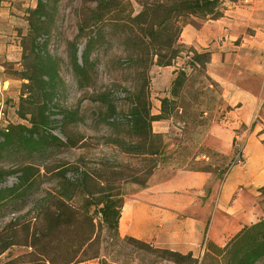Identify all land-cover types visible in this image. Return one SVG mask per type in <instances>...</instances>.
I'll return each mask as SVG.
<instances>
[{"label":"trees","instance_id":"1","mask_svg":"<svg viewBox=\"0 0 264 264\" xmlns=\"http://www.w3.org/2000/svg\"><path fill=\"white\" fill-rule=\"evenodd\" d=\"M59 0H36L27 12V33L22 42V82L16 115L22 122L0 127V217L8 211L18 213L28 203L33 227L18 236L10 222L0 230V256L12 247L26 252L4 264H79L100 258L98 229L118 236L125 184L143 189L149 176L168 165L170 157L162 135L154 133L152 122L177 114L188 81V70L205 73L209 52H197L180 42L186 18L215 20L222 16L225 2L236 0H136L140 10L130 9L127 21H118L130 0H95L78 23L77 34L67 44L68 64L79 89L93 88L98 51L107 41L106 26L116 23L114 33L128 51V60L137 65L145 79L150 65L175 66L184 54L188 61L176 66L169 84V96L160 98L159 113L150 112L148 88L128 92L126 106L119 110L112 90L105 88L91 98L100 106L98 123L109 132L104 144L113 146L125 156H134L146 164L130 167L118 163L92 171L81 163L63 160L57 166L49 161L63 153L83 148L87 138L75 128L82 121L79 109L61 104L66 86L59 73L60 60L48 52L54 35ZM119 25V26H118ZM55 36V35H54ZM81 46V49L79 48ZM145 81V80H144ZM146 85V84H145ZM144 85V86H145ZM235 153V151H234ZM15 183L7 185V178ZM54 186L40 191L42 182ZM264 194V186L259 189ZM148 254L175 264H195L192 254H181L131 236L120 239ZM206 249L222 259L223 264H264V217L244 225L222 246L208 242Z\"/></svg>","mask_w":264,"mask_h":264},{"label":"rangeland","instance_id":"2","mask_svg":"<svg viewBox=\"0 0 264 264\" xmlns=\"http://www.w3.org/2000/svg\"><path fill=\"white\" fill-rule=\"evenodd\" d=\"M94 1L59 0L56 7L55 36L51 37L47 50L60 60L59 73L66 86L61 104L79 109L82 121L75 129L87 138V144L83 148L69 150L54 157L49 161V166H57L61 160L75 162L78 158H81V163L92 171L116 166L120 162L130 167H137V164L143 166L146 163L140 158L125 156L117 148L103 143V138L108 136L109 132L98 123L101 109L99 103L91 98L108 88L113 92L118 109L123 110L127 105V93L143 86L149 91L150 112L156 115L159 113L160 98L169 96L168 76L159 71L161 67L150 65L146 78H140L136 63L128 60V51L120 42L121 33L116 32L121 36L114 33L116 23H109L106 26L107 41L98 51L95 85L93 88L77 87L68 64L67 44L77 34L81 18L94 7ZM130 4L131 6H126L119 13L117 18L121 23L118 24L127 21L130 9L132 15L140 10L136 0H130ZM35 5L36 0H0V89L5 90L0 95L1 128L9 123L22 122L15 113L18 102V95L15 92L19 91L22 82H25L19 79L23 64L22 42L27 33V12ZM184 20L196 26L200 21L196 18ZM79 48L81 49V46ZM186 61L188 57L184 54L176 60L180 65ZM261 84L264 90L263 80ZM8 88L10 90L6 91ZM7 92L9 93L6 95ZM157 104L158 108L155 107ZM178 106L176 115L152 122L153 132L161 134L166 144L170 156L168 165L156 169L149 176L143 189L135 184H125L121 188V192L124 193L123 205L132 203L135 207L142 208L145 210V218L138 223L136 219V222L124 231H121L118 225V236L120 239L131 236L153 247H159L149 241L148 237L151 234L163 236L169 234L174 236L173 240H177L178 235L187 234L190 236L187 244L192 250L180 252L181 254L191 253L195 264H223L221 257L213 255L206 249V244L211 242L216 246H222L216 241L218 233L225 225L237 222L241 227L246 225L244 223L250 224L264 217V194L257 188L242 186L235 188L231 198L224 204L221 202L224 192L223 181L229 175L241 180L247 172H251L242 154L241 146L244 140L240 136L241 129L248 126H240L234 130L232 146L235 153L226 156L213 148L221 144L220 137L211 133L213 127L223 126L229 117L227 113L234 108L225 103L222 88L207 74L206 67L204 74L188 70V81ZM250 127L253 129L256 126L253 124ZM12 183H15V177L10 176L7 178V185ZM166 183L171 184L168 191L162 192L160 189L157 191L158 195H165L174 205L173 208L166 210L165 220L161 209H158L154 216L151 215L155 203L150 199L151 186L156 188ZM53 186V182L44 180L37 193L38 200L43 190ZM40 204L42 203L36 202L34 205L28 203L18 213L6 211L0 217V230L10 222V226L18 231V236L23 238L26 235V227H33L34 223L32 221L34 213H28V210ZM151 216L154 217L152 226ZM202 221L205 226L202 225ZM197 233L202 236L201 241L195 245L192 236ZM234 234L232 231L224 234L223 243ZM98 238L101 247L100 258L79 264H175L116 239L103 225L98 229ZM24 252L25 248L14 246L0 256V264L13 260ZM24 260L28 259H16L15 264Z\"/></svg>","mask_w":264,"mask_h":264},{"label":"crops","instance_id":"3","mask_svg":"<svg viewBox=\"0 0 264 264\" xmlns=\"http://www.w3.org/2000/svg\"><path fill=\"white\" fill-rule=\"evenodd\" d=\"M198 24V26L191 23L185 24L180 34V42L197 52H209L206 72L222 88L225 103L234 108L227 113L229 117L223 126L213 127L211 133L221 139V144L213 148L226 156L233 154L235 151L232 146L234 130L240 126H248L246 129H241L240 136L244 140L241 146L242 154L251 172H247L241 180L229 175L223 181L224 192L221 202L224 204L231 198L235 188L242 186L260 189L264 186V90L261 84L262 80L264 81V0L225 2L221 17L215 20H200ZM178 65L180 64H175V66ZM175 66L159 68L162 74L168 76L169 84ZM9 90L10 88L6 91ZM3 91L5 90L0 89V95ZM15 94L18 95L19 91ZM155 107L158 108V104ZM253 124L256 127L251 129L250 126ZM230 177L231 180H229ZM169 187H171L169 183L156 188L151 186L150 200L155 203L151 211L152 216L161 209L163 219H167L166 210L173 208L174 205L165 195H158L157 191L158 189L162 192L168 191ZM128 209L139 214L137 220L142 221L145 218V210L142 208L128 203ZM152 216L150 217L151 226L154 223ZM241 227L237 225V222L225 225L218 233L216 243L224 245V234L230 231L236 233ZM201 236L200 233L192 236L195 245L201 241ZM173 237L169 234L165 236L151 234L148 238L160 248L178 252L192 250V247L187 244L190 236L178 235L177 240H173Z\"/></svg>","mask_w":264,"mask_h":264},{"label":"bare ground","instance_id":"4","mask_svg":"<svg viewBox=\"0 0 264 264\" xmlns=\"http://www.w3.org/2000/svg\"><path fill=\"white\" fill-rule=\"evenodd\" d=\"M138 216L139 214L136 211L134 210L129 211L128 203L123 205L119 219V228L121 229V231H124L127 228L131 227L134 224V222H136L135 220L137 219Z\"/></svg>","mask_w":264,"mask_h":264}]
</instances>
